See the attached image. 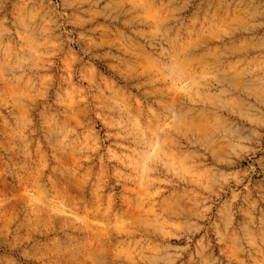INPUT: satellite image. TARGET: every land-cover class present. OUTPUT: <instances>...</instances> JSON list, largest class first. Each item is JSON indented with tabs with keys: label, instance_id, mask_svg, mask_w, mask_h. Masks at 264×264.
I'll use <instances>...</instances> for the list:
<instances>
[{
	"label": "rangeland",
	"instance_id": "1",
	"mask_svg": "<svg viewBox=\"0 0 264 264\" xmlns=\"http://www.w3.org/2000/svg\"><path fill=\"white\" fill-rule=\"evenodd\" d=\"M0 264H264V0H0Z\"/></svg>",
	"mask_w": 264,
	"mask_h": 264
}]
</instances>
